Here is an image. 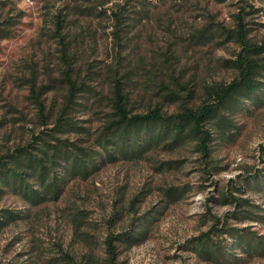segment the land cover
Returning <instances> with one entry per match:
<instances>
[{
    "label": "rangeland",
    "instance_id": "374dc122",
    "mask_svg": "<svg viewBox=\"0 0 264 264\" xmlns=\"http://www.w3.org/2000/svg\"><path fill=\"white\" fill-rule=\"evenodd\" d=\"M120 9L126 18L119 33L113 11ZM239 14L248 40L261 44L264 0H0V156L53 129L68 78L86 85L68 119L89 133L61 136L73 141L92 144L106 122L117 69L136 112L197 107L208 87L236 76L232 61L242 45L223 31L236 30ZM233 124L235 136L214 143L220 173L206 174L195 142L187 141L108 162L71 182L58 201L33 206L4 196L0 213L23 219L0 228V264H64L67 254L75 264H106V238L142 225L148 239L122 246L117 264H217L201 261L186 243L209 229L211 216L233 212L222 204L230 192L263 210L258 222L229 223L264 237V191L234 190L264 175V102L245 104ZM171 187L186 192L175 201L166 195ZM236 255V264H264V255Z\"/></svg>",
    "mask_w": 264,
    "mask_h": 264
},
{
    "label": "trees",
    "instance_id": "16d2710c",
    "mask_svg": "<svg viewBox=\"0 0 264 264\" xmlns=\"http://www.w3.org/2000/svg\"><path fill=\"white\" fill-rule=\"evenodd\" d=\"M120 9L113 11L117 30H123L126 16ZM58 19V27L62 21ZM228 39L234 38L242 45V50L232 61L236 76L229 83H217L207 88L206 98L197 107L182 103L177 113L169 114L161 105L148 107L136 112L130 94L126 91L124 77L118 76L119 69L112 80L110 113L106 122L97 130L92 144L88 141L71 140L72 132L89 133L68 119L69 109L77 105L76 99L85 92V83L68 78L64 108L56 119L53 129L42 137H34L25 146L0 156V199L14 195L25 204L38 206L48 201H58L75 180H87L108 162L117 163L124 159L142 156L161 144L165 148H174L187 141L195 142L196 153L205 161V173H220L218 161L214 157L215 142L235 136L234 115L243 110L245 104L260 105L264 102V41L251 43L245 29L242 14L237 16L235 31H223ZM204 37V35H202ZM65 52L68 46L64 45ZM122 57H119L121 63ZM128 73L130 72L127 71ZM125 73V75L127 74ZM172 99H178L170 95ZM40 110L44 107L37 96ZM46 118L45 115H43ZM215 133V134H214ZM216 136V138L214 137ZM258 176H260L258 178ZM254 178V177H253ZM264 191V175L258 174L253 181L248 179L246 189L238 187V193L244 190ZM184 187H171L166 191L168 198L175 201L182 198ZM222 204L234 208L225 219L211 216V226L198 237L189 240L188 251L204 262L217 264H236L241 253L246 256L264 255V237L252 228L237 227V224L258 222L262 219V207L253 200L236 196L234 192L224 194ZM85 213L77 215L84 223ZM23 219L20 212L4 211L0 213V228ZM148 226L141 229H128L125 232H112L105 240V263L117 264L120 249H131L148 239ZM64 264H75L70 255L63 257Z\"/></svg>",
    "mask_w": 264,
    "mask_h": 264
}]
</instances>
